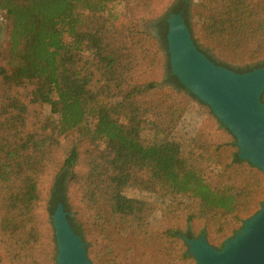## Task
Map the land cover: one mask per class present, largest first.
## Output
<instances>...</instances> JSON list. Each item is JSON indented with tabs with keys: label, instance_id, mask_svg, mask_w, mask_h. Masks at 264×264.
Returning a JSON list of instances; mask_svg holds the SVG:
<instances>
[{
	"label": "trees",
	"instance_id": "trees-1",
	"mask_svg": "<svg viewBox=\"0 0 264 264\" xmlns=\"http://www.w3.org/2000/svg\"><path fill=\"white\" fill-rule=\"evenodd\" d=\"M134 1L0 0V12L8 19L0 50V232L13 242L20 264H31L29 251L43 237L36 209L43 196L44 165L51 148L71 131L79 139L55 174L50 213L59 202L68 211L70 186L75 185L87 206L106 211L122 223V230L145 235L152 207L125 194L134 185L169 197L171 206L192 205L195 211L186 214L187 223L230 218V233L227 225L221 242H210L219 249L264 200V173L238 157L235 138L219 128L218 119L214 130L222 138L218 135L201 154L183 153L174 131L190 102H202L180 85L169 66L171 89L154 80H132L146 55H151L149 66L158 62L156 52L141 49L145 33L117 24ZM181 10L175 5L169 12ZM193 14V25L215 48L242 59L263 52L264 0H198ZM182 16L188 25L185 9ZM167 17L159 23L165 48ZM190 32L194 35V28ZM25 82L34 85L30 102L50 109L51 116L36 130H25L27 106L11 93ZM147 122L151 137L142 135ZM67 218L81 236L70 214ZM183 234L194 237L189 229H168L171 247L165 250L176 255L172 260L190 264L195 260Z\"/></svg>",
	"mask_w": 264,
	"mask_h": 264
},
{
	"label": "rangeland",
	"instance_id": "rangeland-1",
	"mask_svg": "<svg viewBox=\"0 0 264 264\" xmlns=\"http://www.w3.org/2000/svg\"><path fill=\"white\" fill-rule=\"evenodd\" d=\"M197 1L184 0L185 16L189 31L191 27L194 28V35L193 32H190L191 38L203 53L207 52L216 61L235 68L256 66L258 63L259 66L264 65V50L254 59H242L233 53L215 48L212 42L193 25L195 21L193 5ZM177 2L178 0H135L131 3L132 8L127 16L121 17L118 21V25L124 23L145 33V41H142L141 49L144 47V49L149 50L148 52L144 51L145 53L156 52L158 57L157 64L149 66L146 61L151 55H146V60L140 61L141 68L132 73L133 81L154 80L162 89L173 88L174 85L167 81L168 55L158 33L157 19L168 14L171 7ZM7 24L6 15L0 12V50L4 47L7 37ZM33 87V83L25 82L23 86L11 90L13 96L19 98L27 106L26 131L36 130L44 118L51 116L48 105L30 102V93ZM120 96L121 94L116 92L117 98L115 99H119ZM262 98L264 102V93ZM202 103L191 101L174 131V137L181 143L183 153L188 150L194 154L206 152L210 143L218 135L220 138L223 136L222 133L214 130L217 127V118L211 109ZM219 128L222 131L226 129L222 124L219 125ZM152 133L153 130L147 122L142 135L151 137ZM78 139L79 134L76 131H71L60 137L59 144L51 148L50 158L44 165L45 174L41 181L43 196L36 209V224L42 230L43 237L38 244L30 249L27 256L28 263L56 264V241H52V238H55L52 221L53 212L50 213L49 211L48 200L55 174L71 145ZM99 147L102 148V145L99 144ZM68 182L69 178L66 177L64 180L65 187ZM124 192L128 196L145 199L151 204L152 210L145 235L122 230V223L118 220H111L106 211L98 213L97 210L86 205L85 198L80 194L79 186H70L69 201L67 202L68 211L64 210L67 212V216L68 214L71 215L81 232L89 264H110L114 260L122 264H185L176 259L172 260L171 258H176V255L170 257V250H165L171 247L166 243L169 241L166 236L168 229L179 228L184 232L189 229L194 236L192 238L208 233L207 241L215 244H219L226 235L225 227L227 225L228 233H230L232 227L229 224L230 218L210 219L209 221L197 219L192 223H187L186 214L195 211L192 205H189L190 208H184V205H178L176 202L177 206H171L169 197L145 191L143 188L134 185L125 188ZM242 225L243 222L241 227ZM205 230L206 233H204ZM13 245V242L7 241V236L0 232V264H20L21 260L15 255ZM190 264L196 263L193 261Z\"/></svg>",
	"mask_w": 264,
	"mask_h": 264
},
{
	"label": "water",
	"instance_id": "water-1",
	"mask_svg": "<svg viewBox=\"0 0 264 264\" xmlns=\"http://www.w3.org/2000/svg\"><path fill=\"white\" fill-rule=\"evenodd\" d=\"M166 22L165 51L171 74L233 135L238 157L264 173V65L237 72L217 64L197 47L181 12L171 13ZM52 221L56 264H89L84 242L71 227L61 202ZM182 238L196 264H264V200L219 249L204 234Z\"/></svg>",
	"mask_w": 264,
	"mask_h": 264
},
{
	"label": "flooded vegetation",
	"instance_id": "flooded-vegetation-1",
	"mask_svg": "<svg viewBox=\"0 0 264 264\" xmlns=\"http://www.w3.org/2000/svg\"><path fill=\"white\" fill-rule=\"evenodd\" d=\"M175 5H181V6H182V10L180 11L181 13L184 11V9H185V2H184V0H183V1H182V0H178V2L175 3V4L173 5V7H174ZM173 7H171V9H172ZM171 9H170V10H171ZM167 15L169 16V15H170V12H169ZM162 19H163V16H161V17L159 18L158 22H157L158 33H159V23H161ZM166 19H167V18H166ZM159 36H160V35H159ZM204 53H205V55H206L207 57H209V58H210L211 60H213L215 63H217V64H221V65L226 66V67H228V68H231L232 70H235V71H237V72H245V71L251 70V69H253V68H255V67H257V66L260 65V64L258 63L256 66H249V67H245V68H235V67H232V66L224 65L223 63H221V62H219V61H216V60L213 59V58H212L207 52H204ZM262 100H263V98H262Z\"/></svg>",
	"mask_w": 264,
	"mask_h": 264
}]
</instances>
